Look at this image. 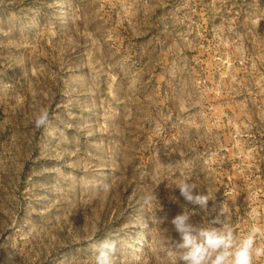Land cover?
<instances>
[{"label": "rangeland", "instance_id": "374dc122", "mask_svg": "<svg viewBox=\"0 0 264 264\" xmlns=\"http://www.w3.org/2000/svg\"><path fill=\"white\" fill-rule=\"evenodd\" d=\"M184 174L206 209L166 187ZM222 204L264 225V0H0V264H93L105 239L168 264L172 217Z\"/></svg>", "mask_w": 264, "mask_h": 264}, {"label": "clouds", "instance_id": "9594fccd", "mask_svg": "<svg viewBox=\"0 0 264 264\" xmlns=\"http://www.w3.org/2000/svg\"><path fill=\"white\" fill-rule=\"evenodd\" d=\"M47 112H39L34 119L37 128L47 122ZM171 190H178L179 196L192 205L206 209L208 202L215 199V194L208 190L201 191L198 181L191 174H184L166 183ZM177 200L176 196L171 197ZM143 204L150 210L161 209V203L155 191H147L142 197ZM195 209L183 210L172 217L170 224L177 234L176 238L165 235L159 241V250L167 258L168 264H256L264 258V225L250 224L240 235L234 231L232 218L225 205L211 216L194 220ZM252 216L257 213L253 211ZM161 219V218H160ZM116 241H102L93 257V264H115Z\"/></svg>", "mask_w": 264, "mask_h": 264}]
</instances>
